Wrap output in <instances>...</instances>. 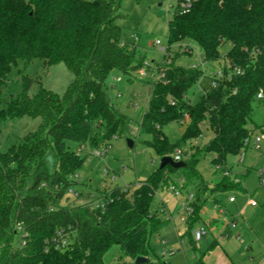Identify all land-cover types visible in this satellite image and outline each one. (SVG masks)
Instances as JSON below:
<instances>
[{
    "label": "trees",
    "instance_id": "16d2710c",
    "mask_svg": "<svg viewBox=\"0 0 264 264\" xmlns=\"http://www.w3.org/2000/svg\"><path fill=\"white\" fill-rule=\"evenodd\" d=\"M181 3L168 22L163 61L148 64L136 44L122 40V0H0V86L20 61L41 59L48 67L63 62L75 76L63 96L43 87L31 95L33 79L18 70L23 89L6 108L0 106V123L41 118L37 131L7 150L0 143V264H105L113 247L126 259L123 264H137L138 258L148 259L143 264H167L151 259V242L170 220L151 212V204L159 190L175 187V175L183 176L184 191L195 185L188 193L192 213L184 234L194 245V228L205 209L223 206L214 196L245 191L226 159L245 153L258 129L248 125L253 102L264 95V0H192L189 9ZM190 43L201 49L205 62H220L223 73L211 78L196 105L187 94L205 71L181 66L172 50L186 44L193 52ZM142 69L163 79L150 85L147 105L134 119L111 96L109 80L118 73L132 83ZM173 123H187L176 143L165 132ZM205 123L212 137L197 153L193 142L202 137ZM141 136L149 137L143 142L160 158L180 151L186 167L158 168L135 185L98 189V199L84 205L69 201L86 162L70 149L71 142L99 150L119 138L135 146ZM50 151L53 174L46 162ZM206 152L222 173L215 180H205L198 170Z\"/></svg>",
    "mask_w": 264,
    "mask_h": 264
},
{
    "label": "rangeland",
    "instance_id": "374dc122",
    "mask_svg": "<svg viewBox=\"0 0 264 264\" xmlns=\"http://www.w3.org/2000/svg\"><path fill=\"white\" fill-rule=\"evenodd\" d=\"M177 4L178 0H122L121 12L125 15V19L120 22L123 27L122 40L136 44L148 64L163 61L168 46V22L172 19ZM157 42L160 45H157ZM190 45L193 52L189 51L186 44L174 46L172 50L177 52L181 66L205 64V76L187 94L190 102L196 105L203 90L210 85L211 78L220 71L221 64L205 62L201 49L194 43ZM18 70L33 79L31 95L43 87L63 96L75 80L74 74L63 62L48 67L41 59L29 63L20 61L18 68L11 72L7 83L0 86L2 108H6L10 98L18 95L23 89ZM117 78L121 80L117 81ZM156 79H163V76L157 73L145 76L136 73L131 83L125 77L114 73L109 80V84L113 86L111 96L127 115L139 119L149 99L150 85ZM186 124L173 123L165 129L171 143H176L181 137ZM40 125L41 118L28 116L7 124L0 123L1 147L7 150L20 139L37 131ZM248 127L258 129L253 133L250 146L245 150L243 163L240 162L243 151L238 156L229 155L226 159L231 175L239 176V180H243L245 191L217 193L214 196L222 202L226 211L221 214L219 205L208 206L203 214V222L194 228H205L207 236L194 245L191 244L189 236H184L188 226L186 221H183L187 215L181 204L182 196L177 197L171 189L159 190L153 198L151 212L169 219L170 223L153 237L151 246L156 255L153 254L151 259L159 257L167 264H198L208 247L217 241L216 248L203 258L204 261L209 257L208 264H264V151L253 148L254 137L264 132V99H256L253 102V114ZM202 129V137L193 142L194 152L197 153L212 137L207 123L202 125ZM145 140H149V137L141 136L140 140L135 141V146L130 148L127 138L114 139L103 157L96 156V150H91L88 145L82 148L71 142L70 149L86 157V162L77 176L79 184L67 195L69 201L75 205H84L98 199V189L105 191L115 187H127L150 177L158 170L161 158L143 142ZM213 157L214 155L208 152L200 156L198 170L205 180H215L222 176L212 164ZM46 162L49 172L53 174V152L47 154ZM182 177L181 174L175 175L174 183L177 191L186 197L194 191L195 185L191 184L188 186V192L184 191L181 186ZM81 183L87 186L84 187ZM231 197L236 198L235 203L230 202ZM252 202L256 203L255 207ZM212 218L216 221L210 224L209 220ZM226 230L227 236H223ZM121 256L120 249L113 247L105 256V264H123L126 259H120Z\"/></svg>",
    "mask_w": 264,
    "mask_h": 264
},
{
    "label": "built area",
    "instance_id": "2783aa9c",
    "mask_svg": "<svg viewBox=\"0 0 264 264\" xmlns=\"http://www.w3.org/2000/svg\"><path fill=\"white\" fill-rule=\"evenodd\" d=\"M181 4L183 6V8H188L191 6V3H192V0H181ZM157 45H160L159 42L156 43ZM204 63H202L201 65H193L192 67L193 68H201L204 70ZM139 73L142 75V76H145L147 75L145 69H142L141 71H139ZM163 76V75H162ZM214 77L216 79H221L223 77V73L222 71H218L217 73L214 74ZM117 81H120L121 79L120 78H117L116 79ZM213 85L215 86V83H213ZM264 97L263 93H260L258 95V98L259 99H262ZM250 143H251V140L249 141L248 145L250 146ZM83 148V147H82ZM253 148L256 149L257 151H264V133H260L259 135L255 136L254 137V140H253ZM107 153V149H104L102 148V150H96L95 151V155L98 156V157H103L105 156V154ZM244 158H245V153L241 154V159H240V162L243 163L244 161ZM174 159L179 162L180 161V151L177 152L176 156L174 157ZM225 175H228L227 173ZM263 178V181H264V176L262 177ZM172 192H174V194L177 196V197H181L182 196V207L183 209L185 210L186 212V215H189L190 213H192V208L190 207V202L191 200L193 199V194H188L186 197H184L181 192L177 191V188L175 187H172L171 188ZM72 191V190H70ZM231 202H235V198H231ZM252 206H256V203L255 202H252ZM206 235V230L205 228H199L197 230L194 231V239L196 242H199L201 241ZM63 244L65 245L66 242L64 241Z\"/></svg>",
    "mask_w": 264,
    "mask_h": 264
},
{
    "label": "water",
    "instance_id": "95a60500",
    "mask_svg": "<svg viewBox=\"0 0 264 264\" xmlns=\"http://www.w3.org/2000/svg\"><path fill=\"white\" fill-rule=\"evenodd\" d=\"M128 146L130 148H133L134 147V141L131 140V139H128ZM167 166H171V167H173L175 169H181V168L186 167V164L184 162H182V161L181 162L180 161L177 162L171 156H165V157L161 158V162H160L159 168L160 169H163V168H165ZM146 262H148V259H146V258H138L136 260V263L137 264H143V263H146Z\"/></svg>",
    "mask_w": 264,
    "mask_h": 264
},
{
    "label": "crops",
    "instance_id": "0c3cea01",
    "mask_svg": "<svg viewBox=\"0 0 264 264\" xmlns=\"http://www.w3.org/2000/svg\"><path fill=\"white\" fill-rule=\"evenodd\" d=\"M231 198H234V197H231ZM231 198H230V202H231ZM183 201V200H182ZM235 202H236V198H235ZM235 202H231V203H235ZM181 204H182V202H181ZM217 206V205H216ZM220 207H221V210H220V212H221V214H224V212L226 211V208H224V207H222L221 205H219ZM208 208V207H207ZM206 208V209H207ZM206 209H205V211H206ZM204 211V212H205ZM184 212H185V210H184ZM204 214V213H203ZM235 220V219H234ZM183 221H186V219L184 218L183 219ZM216 220L214 219V218H212V219H210L209 220V223L210 224H212L213 222H215ZM235 222V221H234ZM234 224H236V222L234 223ZM227 233H228V231L226 230L225 231V233L223 234V236L224 235H226L227 236ZM207 236V234L205 235V237ZM205 256V255H204ZM204 256H203V258H204ZM208 261H209V257H207L204 261H203V259H202V264H208Z\"/></svg>",
    "mask_w": 264,
    "mask_h": 264
}]
</instances>
